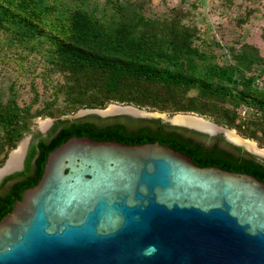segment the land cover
Instances as JSON below:
<instances>
[{"label": "trees", "instance_id": "obj_1", "mask_svg": "<svg viewBox=\"0 0 264 264\" xmlns=\"http://www.w3.org/2000/svg\"><path fill=\"white\" fill-rule=\"evenodd\" d=\"M146 2L0 0V33L6 45L25 56L36 53L45 78L59 77L42 106H34L39 101L36 90L32 103L24 105L15 85L6 97L0 92V165L31 131L35 117L57 118L46 136L35 135L25 168L0 182L1 188L12 181L0 194V220L26 188L39 182L49 153L72 136L159 141L187 153L200 166H220L264 180V161L239 146L221 147V135L171 126L160 118H62L112 102L171 114L196 112L264 146V56L259 47L230 45L220 56L213 45L220 42L208 41L191 20L186 22L188 12L175 7L164 16H152ZM59 99L62 106H56ZM204 137L212 141L200 140Z\"/></svg>", "mask_w": 264, "mask_h": 264}, {"label": "water", "instance_id": "obj_2", "mask_svg": "<svg viewBox=\"0 0 264 264\" xmlns=\"http://www.w3.org/2000/svg\"><path fill=\"white\" fill-rule=\"evenodd\" d=\"M111 105L135 112L106 113ZM181 114L202 118L217 130L172 120ZM89 115L160 118L211 137L222 134L264 161L226 131L264 148L257 141L195 112L169 115L112 102L62 118ZM26 153L21 166L3 173L0 182L24 169ZM0 264H264V180L200 166L159 141L72 136L49 153L39 182L0 220Z\"/></svg>", "mask_w": 264, "mask_h": 264}, {"label": "rangeland", "instance_id": "obj_3", "mask_svg": "<svg viewBox=\"0 0 264 264\" xmlns=\"http://www.w3.org/2000/svg\"><path fill=\"white\" fill-rule=\"evenodd\" d=\"M146 1V12L152 16H164L175 7L188 12L186 22L191 20L208 41L220 42L221 47L213 44L217 47L220 56H223V52L227 53L226 46H240L245 42L256 44L260 49V53L264 56V0H233L232 3L228 0ZM250 8H253V10H249ZM246 16L248 20L240 23L239 19ZM221 59H224V57H221ZM43 68V61L39 60V55L36 53H30L28 56L20 54L17 49L6 45L5 38L0 33V92L3 97L9 94L10 85H15L18 91V101L21 105L32 103L36 90L39 101L34 106H42L44 101L50 97L52 85L56 84L59 78L53 74L50 79H46ZM62 104V99H59L56 106H62ZM245 112L246 109H242V114ZM167 113L172 115L169 112ZM205 117L215 121L211 117ZM55 119L56 117L51 115L35 117L31 124V131L26 132L13 149L19 147L26 140L27 149H25V152L27 151V156L35 135L39 132L45 135L53 126ZM238 133L240 132L238 131ZM240 134L244 136L242 133ZM257 143L259 144L258 141Z\"/></svg>", "mask_w": 264, "mask_h": 264}, {"label": "bare ground", "instance_id": "obj_4", "mask_svg": "<svg viewBox=\"0 0 264 264\" xmlns=\"http://www.w3.org/2000/svg\"><path fill=\"white\" fill-rule=\"evenodd\" d=\"M120 111H132L135 112L134 110L128 108V107H122L118 105H112L110 108L106 110V113H115V112H120ZM173 121L177 123H183V124H188L190 126H195L200 129L206 130V131H212L214 132L217 130V127L213 125L212 123L199 118L197 116L193 115H176L174 118H172ZM228 137L239 143L245 144L251 151L259 153L261 155H264V149L258 148L257 144L253 141L250 140H244L242 139L239 135H237L234 131H226ZM26 144L27 141L25 140L19 147L14 149L12 151L11 157L7 163L6 166H4L0 170V176L3 173L9 172L11 170H14L16 168H19L22 164L23 158H24V153L26 149Z\"/></svg>", "mask_w": 264, "mask_h": 264}, {"label": "flooded vegetation", "instance_id": "obj_5", "mask_svg": "<svg viewBox=\"0 0 264 264\" xmlns=\"http://www.w3.org/2000/svg\"><path fill=\"white\" fill-rule=\"evenodd\" d=\"M126 116H127V115H126ZM130 117H132V116H130ZM133 118H136V117H133ZM188 130H191V129H188ZM193 131H196V130H193ZM196 132H198V131H196ZM199 133H202V132H199ZM203 134H205V133H203ZM219 135H221V137H222V139H220V141H219V144H220L221 147H226L227 149H229V148H228L229 146L226 145L225 143H228L229 145H232V146H233V144H231L230 142H228L222 134H218V135H216V136H214V137H217V136H219ZM200 140H202V141H206L204 138H203V139H200ZM215 141H216V140H214L213 143H215ZM234 146H236V145H234ZM241 148H242V147H241ZM25 160H26V159H25ZM24 168H25V167H24ZM11 183H12V181H8L4 186H2V187L0 188V194H3L4 191L7 189L8 185H10Z\"/></svg>", "mask_w": 264, "mask_h": 264}]
</instances>
